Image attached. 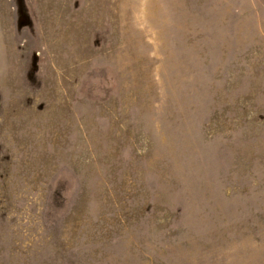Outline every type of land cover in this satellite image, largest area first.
I'll return each mask as SVG.
<instances>
[{
  "label": "rangeland",
  "instance_id": "374dc122",
  "mask_svg": "<svg viewBox=\"0 0 264 264\" xmlns=\"http://www.w3.org/2000/svg\"><path fill=\"white\" fill-rule=\"evenodd\" d=\"M0 264H264V0H0Z\"/></svg>",
  "mask_w": 264,
  "mask_h": 264
}]
</instances>
